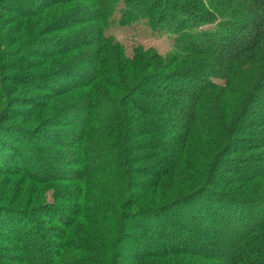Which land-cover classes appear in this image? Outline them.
<instances>
[{"label": "trees", "instance_id": "trees-1", "mask_svg": "<svg viewBox=\"0 0 264 264\" xmlns=\"http://www.w3.org/2000/svg\"><path fill=\"white\" fill-rule=\"evenodd\" d=\"M0 183V264H264V0H0Z\"/></svg>", "mask_w": 264, "mask_h": 264}, {"label": "rangeland", "instance_id": "rangeland-1", "mask_svg": "<svg viewBox=\"0 0 264 264\" xmlns=\"http://www.w3.org/2000/svg\"><path fill=\"white\" fill-rule=\"evenodd\" d=\"M118 17V16H116ZM144 22H137L130 26L120 27L117 24H112L110 28L106 31V36L115 40L116 43H120L125 50L127 56H131L134 49L141 47L144 50L152 49L156 51L159 55L167 57L172 50V43L170 37L167 34H157L155 32L151 33L144 25ZM220 142V140H218ZM222 169H217L216 172L221 173ZM177 177L167 176L162 181V190L159 192L160 198L164 199L163 202H166L167 199L174 197L177 193L184 192V181L183 178H187V184L189 183L188 174L185 171ZM203 178L200 179L202 181ZM6 184V183H0ZM14 187L9 188V193L5 199H10L12 202L24 201L25 203H31V206L41 205L51 202L52 194L60 184H52L46 186L44 189L33 185L30 190H22V183H12ZM189 186V184H188ZM3 187V186H2ZM24 188V187H23ZM21 190V191H19ZM19 192V193H18ZM2 196V191L0 190V197ZM2 201V199L0 198ZM0 201V202H1ZM37 203H32V202ZM2 203V202H1ZM17 204V203H16ZM253 215L260 213V210L254 209L252 212ZM207 224V223H206ZM205 222L202 221L198 226L200 228L207 229L209 226H206ZM145 226L148 224H144ZM146 226V227H147ZM110 231L109 233H113ZM90 242H93V237L90 235Z\"/></svg>", "mask_w": 264, "mask_h": 264}]
</instances>
